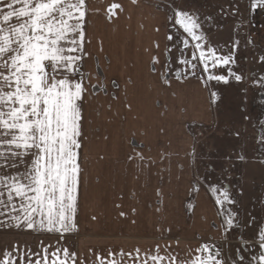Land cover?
<instances>
[{"label":"crops","instance_id":"1","mask_svg":"<svg viewBox=\"0 0 264 264\" xmlns=\"http://www.w3.org/2000/svg\"><path fill=\"white\" fill-rule=\"evenodd\" d=\"M114 3L121 7L111 15ZM87 6L78 228L61 237L16 227L0 215V259L17 248L37 259L52 246L75 252L77 264H98L99 256L110 260L113 253L133 264L127 253L135 256L137 249L148 264L152 255L169 264L170 256L196 255L204 243L239 242L219 227L213 202L193 179L192 143L182 126L208 118L209 93L202 78L170 75L164 8L150 0H87ZM257 9L244 20L252 49L243 59L262 82L264 11ZM182 100L187 108L178 107ZM33 159L31 152L0 158V176H22Z\"/></svg>","mask_w":264,"mask_h":264},{"label":"snow or ice","instance_id":"2","mask_svg":"<svg viewBox=\"0 0 264 264\" xmlns=\"http://www.w3.org/2000/svg\"><path fill=\"white\" fill-rule=\"evenodd\" d=\"M120 7L114 3L108 13L114 15L113 10ZM251 8H264V0H252ZM88 11L87 0H0V158L15 159L30 152L34 157L22 176H0V215L7 216L16 227L59 233L61 237L78 228V149L87 91L82 67L88 55L84 49ZM169 19L183 30L176 36L184 46L179 49V63L188 66L186 73L177 70V79L200 70L208 74L207 81H225L224 75L215 72L233 63L232 51L218 54L217 48L202 43L206 34L198 32L202 28L198 15L177 9ZM173 38L168 37L170 41ZM190 40L195 43L189 59L184 52ZM241 79L235 75V80ZM212 192L222 209L218 210L222 217L219 227L227 233L238 226L237 214L227 208L233 201L226 188L213 186ZM241 240L247 255L238 250L236 259L226 258L215 243H204L195 250L198 254L170 256L169 264H245V260L247 264H264V228L255 239ZM254 248L259 251L253 253ZM139 251L135 256L127 255L133 264H148L147 254L140 260ZM18 252L17 248L15 253H5L0 264L78 262L77 254L68 248L53 250L49 246L35 254L37 259ZM112 255L110 260L99 256L98 264H123L115 259V253ZM150 259L152 264H160L165 258L152 255Z\"/></svg>","mask_w":264,"mask_h":264},{"label":"rangeland","instance_id":"3","mask_svg":"<svg viewBox=\"0 0 264 264\" xmlns=\"http://www.w3.org/2000/svg\"><path fill=\"white\" fill-rule=\"evenodd\" d=\"M150 1L164 8L168 15L169 35H174L168 48L167 68L170 75L178 69L186 73L188 68L179 63V49L184 46L177 42L176 36H180L183 30L174 24V20L169 19L177 9L199 16L202 28L198 32L206 34L202 43L217 48L218 54L231 50L234 55L233 63L218 68L215 72L216 75H224L226 80H212L209 83L211 113L209 112L208 118L197 122L189 121L182 128L186 129L192 143L191 167L196 187L206 193L205 185L214 200L216 197L212 192L213 186L226 188L233 201L227 208L237 214L238 226L228 231L227 236L237 235L243 240H253L259 230L264 228V142H261L264 137V81L258 82L257 74L248 69L251 64L246 57L243 59V53L247 56L251 53L252 41H248L244 20L245 17L249 19L250 15L252 17L255 9L251 8L250 0ZM247 41L249 48L245 47ZM194 43L195 41L190 40L184 52L189 59ZM199 68L202 69L203 65ZM201 72L197 70L196 75L185 77H202L204 80L208 74ZM229 72L232 74L229 75ZM235 75H240L242 79L235 80ZM183 102L185 101L182 100L178 107L187 108ZM218 208L222 210L220 205ZM241 243L242 240L227 242L226 246L224 242L215 244L226 257L236 259L238 250L247 255L241 248ZM258 251V248L253 249V253Z\"/></svg>","mask_w":264,"mask_h":264},{"label":"trees","instance_id":"4","mask_svg":"<svg viewBox=\"0 0 264 264\" xmlns=\"http://www.w3.org/2000/svg\"><path fill=\"white\" fill-rule=\"evenodd\" d=\"M203 72H201V74H202ZM204 80H205V83H206V86L208 87V93H209V96H210V98H211V92H210V89H209V83H210V81H207V79L204 77ZM213 103V102H212ZM213 108L215 109V105H214V103H213ZM216 110V109H215ZM218 124V119L216 118V120H215V125H217ZM193 166H194V170H195V167H196V163H195V161L193 162ZM194 176H195V178H196V173H195V171H194ZM197 179V178H196ZM205 188V191H206V193H207V195L209 196V198L212 200V202H213V204H214V206H215V208H216V210H217V212H218V210H219V208H218V205L215 203V200L213 199V197H212V195L210 194V192H209V190H208V188L205 186V185H203ZM219 215V214H218ZM219 219H221L222 220V217H221V215H219Z\"/></svg>","mask_w":264,"mask_h":264},{"label":"built area","instance_id":"5","mask_svg":"<svg viewBox=\"0 0 264 264\" xmlns=\"http://www.w3.org/2000/svg\"><path fill=\"white\" fill-rule=\"evenodd\" d=\"M259 12V11H258Z\"/></svg>","mask_w":264,"mask_h":264}]
</instances>
